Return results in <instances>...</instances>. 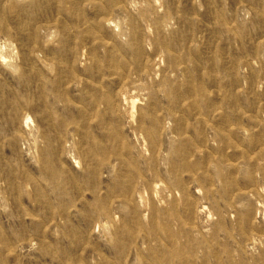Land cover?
<instances>
[{
    "label": "rangeland",
    "instance_id": "obj_1",
    "mask_svg": "<svg viewBox=\"0 0 264 264\" xmlns=\"http://www.w3.org/2000/svg\"><path fill=\"white\" fill-rule=\"evenodd\" d=\"M0 264H264V0H0Z\"/></svg>",
    "mask_w": 264,
    "mask_h": 264
}]
</instances>
